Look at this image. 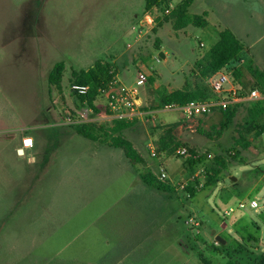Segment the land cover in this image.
<instances>
[{"label": "rangeland", "instance_id": "1", "mask_svg": "<svg viewBox=\"0 0 264 264\" xmlns=\"http://www.w3.org/2000/svg\"><path fill=\"white\" fill-rule=\"evenodd\" d=\"M183 1L161 0L146 12L144 0H0V144L10 149V143L38 126L35 119L46 121L39 125L49 126L47 133H57L58 146L73 125L86 126L94 140L75 137L84 148L96 151H110L112 138L122 137L124 131L142 155L136 153L140 175L150 177L155 186L165 184L147 166L156 163L158 166H152L158 171L162 157L167 160L162 166L178 181L203 183L193 196L188 190L189 197L179 191L182 220L195 217L202 224L185 226L186 246L196 238L189 229L201 228L197 234L200 248L177 264H201L198 258L209 264H257L264 257V133L260 134L264 113L257 112L261 103L229 107L232 118L226 128L221 127L224 119L219 110L186 119L181 112L165 111L163 106L167 96L180 89L203 100L218 96L211 88L212 76L201 77L194 64L224 30L246 48L243 63L230 65L234 69L229 75L231 85L239 93L264 90V80L252 77L247 68L249 61L252 67L264 70V0H191L187 15L202 16L207 25L178 29L172 12ZM58 62L64 63L60 91L48 84V75ZM90 72L96 73L99 86ZM140 74L145 81L139 87V116L116 133L115 123L102 117L107 113V94L120 85L133 86ZM78 82L94 90L95 110L72 90L73 85H81ZM67 113L82 122L63 123ZM171 125L176 127L173 139L167 141L173 153L165 155L157 143ZM151 149L156 151L155 157ZM179 149L186 150L185 156L177 153ZM17 170L9 164L0 173L11 180ZM15 188L0 181V264H50L61 242L50 253L45 233L64 221L48 219L45 203L39 208L33 202L18 204ZM252 200L258 208L237 209L240 201ZM79 206L69 203L60 211L71 212ZM229 208L234 212L227 215ZM76 223L69 226V233L84 224L81 220ZM213 235L225 244H215Z\"/></svg>", "mask_w": 264, "mask_h": 264}, {"label": "crops", "instance_id": "2", "mask_svg": "<svg viewBox=\"0 0 264 264\" xmlns=\"http://www.w3.org/2000/svg\"><path fill=\"white\" fill-rule=\"evenodd\" d=\"M217 41L218 38L213 45ZM50 118L54 123L55 118ZM35 123L38 126L30 130L32 133L10 143V149L0 144V172L7 169L9 164L18 169L11 180L0 173V181L18 187L13 191L18 204L33 202L39 208L45 203L48 219L64 221L62 226L58 227L56 223L45 233L50 253L54 250L52 246L61 242L52 254L54 259L50 260L51 263L177 264L179 259L182 261L184 256H191L195 248H200L197 234L201 233V228L189 229V233L195 231L196 238L195 243H188L187 246L184 228L191 222H198V225L202 223L196 221L195 217L182 220L181 193L171 184L164 183L163 189H158L153 184L144 183L140 178L142 169L136 153L142 155L140 151H135L137 144L125 136L124 131L122 138L132 146V152L127 156L113 147L110 151L84 148L85 145L75 137L80 135L72 128L71 133L62 135L64 142L58 146L57 133H47L50 127L39 125L46 124V121L35 119ZM21 130L26 131L25 128ZM24 137L32 138V149L21 148V139ZM56 147L59 149L56 150ZM162 158L160 164L165 165L167 160ZM19 163L23 165L19 166ZM154 164V167L158 166ZM152 165L147 167L153 168L151 174L155 176L157 170ZM168 174L177 179L172 176V172ZM228 199H232V195ZM69 203L74 207L80 206L78 210L61 212L60 207L64 209ZM78 220L84 223L83 226L69 233V226L73 222L77 225ZM62 255L65 259H58ZM198 260L201 263L200 258Z\"/></svg>", "mask_w": 264, "mask_h": 264}, {"label": "trees", "instance_id": "3", "mask_svg": "<svg viewBox=\"0 0 264 264\" xmlns=\"http://www.w3.org/2000/svg\"><path fill=\"white\" fill-rule=\"evenodd\" d=\"M161 0H144V10L149 12L153 8L159 5ZM191 4V0H184L178 8L172 12V18L177 20V28H183L187 25H193L195 27L204 28L207 25V22L202 18V16H188L187 9ZM244 56L243 45L241 42L229 31L224 30L219 33L218 41L205 53V55L195 62L194 66L198 71L199 75L205 79L215 75L222 68L230 66L236 63L239 59ZM247 68L251 73L252 77L264 80V72L258 70L251 66V63L247 61ZM98 70V69H97ZM64 71V63L58 62L56 63L52 70L48 75V84L52 87H55L58 91L61 90V80L62 74ZM238 72V71H237ZM91 78L94 82H96V86L100 85V80L96 77V73L90 72ZM111 76H109L110 78ZM81 85H85L83 82H78ZM94 90H89V93L85 97H80L83 102L87 103V106L90 109H94L92 105V93ZM201 99L197 98L196 95L188 92L186 89L176 90L170 93L165 100L166 104L178 103L180 105L185 104L190 100ZM260 108L257 110L258 113H264V101L260 102ZM229 108L221 111L223 115L224 121L221 123L222 128H226L227 124L231 121L232 115L228 113ZM131 123L125 122H117L113 126L114 132H121L124 129L130 127ZM175 125H171L167 128L166 133L163 137H160L157 143V148L159 152L165 155H171L173 153L171 144L167 140H171L172 132L175 129ZM71 128L80 136L88 139L94 140L93 136L90 135L89 131L86 130V126L84 125H73ZM88 131V132H87ZM264 133V124L260 129V134ZM111 146L116 149H120L127 156L132 152V146L130 143L125 141L120 135H116L112 138ZM140 178L147 185H152L153 181H151L150 177H144L140 175ZM210 185L209 181L207 182ZM154 185V184H153ZM158 189H163L164 186H155ZM191 196H193L194 189L190 186L187 189ZM202 264H209L205 260H201ZM257 264H264V257H262Z\"/></svg>", "mask_w": 264, "mask_h": 264}, {"label": "built area", "instance_id": "4", "mask_svg": "<svg viewBox=\"0 0 264 264\" xmlns=\"http://www.w3.org/2000/svg\"><path fill=\"white\" fill-rule=\"evenodd\" d=\"M200 46L202 47L203 44L201 43ZM242 63L243 59L241 58L236 63H234V66H238ZM233 70L234 69H232V66H227L222 68L210 78L212 91L218 95L216 98L190 100L182 105L178 103L165 104L163 106L164 110L181 112L183 117L189 119L192 117L209 116L216 110L224 111L231 106L242 104L244 102L264 101V90L262 89L252 88L243 93L236 91L229 80V75ZM144 81V75L140 74L133 86L120 85L116 89L110 90L107 94V113L102 115V117L110 123H130L138 118L139 112L137 111V108L140 105L139 87L144 83ZM72 90L78 96L85 97L89 93L90 89L87 85H73ZM221 94H223L222 97H220ZM65 116L66 117L62 121L63 123L77 124L82 122L79 120H73L69 113H67ZM21 148L23 150L32 149V138H22ZM177 153L182 157L185 156L186 150L179 149ZM151 156H156V151L153 149H151ZM155 176L158 181L171 184V186H173L176 190L186 193V196L188 197L190 194L185 190H187L189 186H192L194 190H197L203 186V183L193 181V183L190 185V182L178 181L175 178L169 177L166 168L162 165H160ZM245 208L256 209L258 208V204L255 200H252L249 203L239 202L237 204V209L242 210ZM232 212H234V209L229 208L225 211V214L228 215ZM214 243L217 244L218 242L215 241Z\"/></svg>", "mask_w": 264, "mask_h": 264}, {"label": "water", "instance_id": "5", "mask_svg": "<svg viewBox=\"0 0 264 264\" xmlns=\"http://www.w3.org/2000/svg\"><path fill=\"white\" fill-rule=\"evenodd\" d=\"M160 55L162 56V54H160ZM18 153L21 154L22 151L19 150ZM214 240L217 241L218 243L224 244V241L219 236H216Z\"/></svg>", "mask_w": 264, "mask_h": 264}]
</instances>
